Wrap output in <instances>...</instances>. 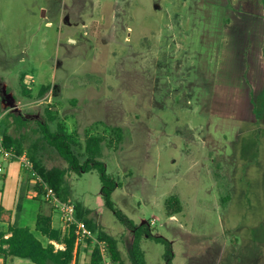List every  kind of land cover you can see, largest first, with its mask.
Masks as SVG:
<instances>
[{
	"label": "rangeland",
	"instance_id": "obj_1",
	"mask_svg": "<svg viewBox=\"0 0 264 264\" xmlns=\"http://www.w3.org/2000/svg\"><path fill=\"white\" fill-rule=\"evenodd\" d=\"M227 9L209 0H0V81L20 104L0 129L47 169L68 165L40 141L39 123L62 126L81 162L86 139L99 137L118 184L115 210L168 240L173 264H264V66L249 77L252 39ZM229 46L241 48L238 62ZM101 190L97 171L69 173L61 197L119 240L131 264L133 235ZM173 196L182 212L172 219ZM13 198L7 183L0 201ZM141 247L147 264H166L164 244L144 238Z\"/></svg>",
	"mask_w": 264,
	"mask_h": 264
},
{
	"label": "trees",
	"instance_id": "obj_2",
	"mask_svg": "<svg viewBox=\"0 0 264 264\" xmlns=\"http://www.w3.org/2000/svg\"><path fill=\"white\" fill-rule=\"evenodd\" d=\"M49 88V86L44 87L42 92L44 93L45 91H48ZM9 116L10 115L8 114L4 118L8 121ZM17 119L19 120V118ZM7 127H2V129H0L4 136L6 147L15 149L18 155L26 153L21 142L17 141L8 134ZM39 133L41 134L40 141L43 145L53 148L68 165L67 169H47L41 164L37 158V154L30 151L28 156L35 171L50 187L55 190L60 200L68 202L61 197V193L69 173H74L80 176L84 173L97 171L101 180V192L105 200L106 207L112 210L121 224L133 233V243L130 246L131 264H147L144 251L141 247V242L144 238L164 244L166 247V264H173V247L168 240L155 235L149 224L145 223L140 226H136L121 211L115 210L111 197L113 192L118 188V184L108 174L106 164L101 160L102 140L99 137H89L86 139L85 160L84 162H81L79 157L74 152V142L71 136L62 126H59L56 130H51L48 124L39 123ZM35 190L39 196L43 195L42 189L38 184L35 185ZM74 206L76 208L77 219L83 221L87 227L90 228L95 235H97V240L106 245L108 256L111 261L115 264H125L119 250V240L97 229V226L94 225L92 221H89L81 212L79 204H74ZM20 210L21 206L19 207V211ZM166 212L169 217H175L177 214L182 212V205L178 197L173 196L166 201ZM36 230L43 237L47 238L50 241V244L44 246L29 228H21L17 222L10 226L7 232L0 231V257L29 259L33 264L74 263L76 259V247L81 241L80 236L76 234L75 227L68 229L65 234H63L61 230H57L53 227L51 215L41 211L37 217ZM8 234H10V236L6 237ZM84 240H87L91 247L92 257L90 264H101L103 257L101 255L99 245L94 243L91 239ZM51 242L62 244L65 246V249L57 250ZM92 243L94 244L93 246Z\"/></svg>",
	"mask_w": 264,
	"mask_h": 264
},
{
	"label": "crops",
	"instance_id": "obj_3",
	"mask_svg": "<svg viewBox=\"0 0 264 264\" xmlns=\"http://www.w3.org/2000/svg\"><path fill=\"white\" fill-rule=\"evenodd\" d=\"M213 1L216 4L220 6H224L228 8V12L226 13V17L228 21L230 20L231 23L236 24H242L240 26L241 31L243 32V35H246V31L249 33V37L252 39V42H250V46L248 45L245 47V50L247 51V61L246 63L249 65V71L251 72V75L249 76L251 79L255 80L256 77L253 73L252 75V69L256 71H261L262 67L264 66V49L261 47L264 45V36H263V44L261 45L260 41H256L257 38V31L259 30L258 26L261 24L264 25V0H209ZM258 8L260 12H258ZM238 17V20H235L234 18ZM253 24H259L256 27ZM242 36V35H237ZM241 38V37H240ZM229 44V42H228ZM227 44V46H228ZM261 45V46H260ZM231 51V54L235 57V54L238 57L236 58V61L238 62L240 58V54L242 53H236L239 52V47H232L229 46ZM264 47V46H263ZM258 48L257 55L258 60L253 62V52L255 49ZM225 50V42H224V48ZM244 50V51H245ZM228 53V50H226ZM233 58V59H235ZM263 64V65H262ZM246 68L247 65H246ZM27 178L26 173L23 171L22 166L15 162V161H8L5 163V173L0 176V185L2 184V187H0L1 192L4 191L5 185L7 183H11L13 185V201L6 206L3 204L2 201H0V231L7 232L9 227L18 223L19 227L21 228H29L32 233L42 242L44 246H47L50 244V241L43 237L37 230H36V223H37V217L41 211H44L46 214L51 215L52 221H53V227L57 230H61L63 234L68 230L62 220L61 215L58 210H54L49 203H45L43 195L39 196L37 194V191L35 190V184L30 181V179ZM32 189V193H31ZM44 201V202H43ZM21 206V210L19 211V207ZM176 217V216H175ZM170 217V218H175ZM89 220V219H88ZM90 221V220H89ZM131 232V231H130ZM132 233V232H131ZM133 235V233H132ZM10 234H8L6 237H9ZM54 244L55 248L57 250H64L65 246L62 244H58L56 242H51ZM133 243V239L130 242V244ZM90 252L91 247L90 244L87 242V240H81L76 247V259L73 264H80L79 259L83 258L84 263L83 264H90ZM0 264H33L29 259H22V258H2L0 257Z\"/></svg>",
	"mask_w": 264,
	"mask_h": 264
},
{
	"label": "built area",
	"instance_id": "obj_4",
	"mask_svg": "<svg viewBox=\"0 0 264 264\" xmlns=\"http://www.w3.org/2000/svg\"><path fill=\"white\" fill-rule=\"evenodd\" d=\"M8 85L0 81V123L1 120L13 110L19 109L20 104H13L14 94L9 91ZM15 161L22 166L24 172L28 173L35 185L42 189L43 198L49 204H52L60 213L61 220L67 229L75 227L76 234L80 240L91 239L99 245L103 258L108 257L106 245L100 243L90 228L76 217V208L74 204L60 200L55 190L50 187L43 178L35 171L32 162L26 153L18 155L13 148H7L5 139L0 130V176L5 173V163Z\"/></svg>",
	"mask_w": 264,
	"mask_h": 264
},
{
	"label": "water",
	"instance_id": "obj_5",
	"mask_svg": "<svg viewBox=\"0 0 264 264\" xmlns=\"http://www.w3.org/2000/svg\"><path fill=\"white\" fill-rule=\"evenodd\" d=\"M143 224H144V222H143Z\"/></svg>",
	"mask_w": 264,
	"mask_h": 264
}]
</instances>
